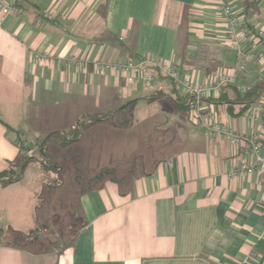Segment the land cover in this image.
<instances>
[{"label":"crops","instance_id":"obj_1","mask_svg":"<svg viewBox=\"0 0 264 264\" xmlns=\"http://www.w3.org/2000/svg\"><path fill=\"white\" fill-rule=\"evenodd\" d=\"M16 1L25 6L0 14V170L24 155L20 141L33 154L34 144L46 140L55 148L48 155L56 163L64 161L38 184L25 182L29 163L19 181L0 184V264H264L263 180L256 173H227L230 163L239 164L245 155L221 136H205L203 125L182 104L186 95L176 82L163 78L160 85L132 87L121 75L74 61L123 63L152 57L203 82L209 73L230 66L224 64L233 51L216 1ZM232 2L247 30H264V0ZM45 11L53 18L38 21ZM258 49L264 54V42ZM253 75L244 68L235 83L258 85L247 83ZM216 96L204 99L205 107L230 128L249 133L247 112L230 115L227 106L208 100ZM164 99L173 105L179 125L174 148L157 160H141L136 172L116 173L100 182L69 181L72 194L56 197L68 202L77 227L69 239L59 236L61 244L54 234L43 235L41 224L51 221V207L60 206L51 204L63 185L56 174L75 160L91 158L92 151L97 165L101 158L109 164L93 129L103 122L118 126L109 118L95 121L79 137H67L63 146V140L50 135L72 129L91 114L79 106H113L111 111L127 105L128 112L141 100L160 104L147 111L157 117L165 112ZM128 117L131 126L133 118ZM257 126L264 127V112ZM86 169L78 175H96ZM47 207L42 219L40 210Z\"/></svg>","mask_w":264,"mask_h":264},{"label":"built area","instance_id":"obj_2","mask_svg":"<svg viewBox=\"0 0 264 264\" xmlns=\"http://www.w3.org/2000/svg\"><path fill=\"white\" fill-rule=\"evenodd\" d=\"M215 1L224 16L225 40L236 54V63L229 67L231 69L222 67L209 73L207 79L203 82L194 81L190 77L181 74L171 62H164L152 57H141L123 63L99 60L88 61L85 59H74V61L79 66L91 65L98 72L109 71L121 75L132 87L139 83L146 86L151 84L160 85L162 79H160L158 73L176 82L188 97V111L203 125L205 136H221L234 148L237 154L245 155L239 164L231 162L227 168V173L230 176L256 173L263 180L264 186V127H255L259 115L264 112V101H262L261 96L247 111V117L251 124L249 133L230 128L218 119L217 114L204 105V99L209 98L211 94H219L224 85L236 82L238 72L244 70V66L239 61L240 59L250 58L258 61L264 58V54L260 53L258 49L264 42V30L262 28L254 32L247 30L232 0ZM18 10L17 5H9L7 0H0V14L2 16L16 13ZM52 18L51 12L45 11L38 21Z\"/></svg>","mask_w":264,"mask_h":264},{"label":"rangeland","instance_id":"obj_3","mask_svg":"<svg viewBox=\"0 0 264 264\" xmlns=\"http://www.w3.org/2000/svg\"><path fill=\"white\" fill-rule=\"evenodd\" d=\"M229 54L230 56L226 59V64L224 65L229 64L230 66L223 67L229 68L236 63L235 52L229 51ZM251 60L252 59L250 58L239 60L240 63L244 66L248 75H253L251 74L253 69ZM259 60L255 61L257 64V69H255L253 79L248 80L247 83H254L260 86H264V58ZM143 86L149 87L146 85ZM261 99L262 101H264V95H261ZM138 103L139 104L137 105H131L130 111L126 113H119L116 117V120L118 121V119H126L128 118V115H131L133 118V123L131 126L125 128L113 127L108 122H103L93 129L94 132H96L95 135L98 136V139H100L101 143L99 145L104 149L102 151L100 150V153L106 154L107 158L110 156L109 164L106 162V160L104 162V158H101L100 165H97V159L95 158L96 153L92 151L90 153L91 158L84 159L81 162L79 160H75L72 165L69 164L65 167V170L63 169L64 172L61 171L59 174H56L54 178L59 181L62 180L63 185L57 188V190L55 191V195L52 197L53 203L51 202V204L55 205L57 203L58 206H60L58 208L51 207V221H46L41 224L42 229L45 231H42L43 235L52 233L54 234L52 237L57 238L59 244H61L63 242V239H60L59 236L61 235V238L66 237V239H69L73 231L77 227L76 217L72 218V215L69 213L70 207L68 202L60 196L56 197L57 193L62 194V196H70L72 194V185L71 183H69V181L78 178L80 179V182L91 183L95 179L100 182L103 178L116 177V173L117 175H119L129 171L136 172L141 169V160L149 157L154 158L153 160H157L158 158L169 152L172 148H174V145L177 143L176 137L179 131V125H176L174 123L173 118L175 110L170 108V106H173L171 102L167 99L161 101V106L164 107L165 112L162 113V116L158 115L157 117H155V115L151 113L148 114L147 111H150V106H160V104H146L141 100ZM140 106H142L141 109ZM111 107L113 106H79V108L82 109L83 112L85 111L91 114L97 112V115L107 113L105 111L111 109ZM180 116L186 118L184 112H181ZM33 154L38 159L41 158L45 160V162L50 165L49 167H52L51 162L46 160L37 150H35ZM57 161L62 163V161L64 160L57 159ZM68 162L71 163V161ZM85 165L87 167V171H91V173L94 171L96 172V175L100 176L78 175L79 173H81L82 167ZM105 166L108 167L107 170H105ZM106 171L107 174H105ZM51 172V170H45L39 167V165L35 163L34 160H31L26 168L25 182L38 184V182H40L41 180L44 181ZM103 173L105 175H103ZM60 207L63 208L61 209ZM45 209L47 210L49 208L47 207L40 210L39 214H41V217L44 216L42 214ZM56 209L58 210L56 211ZM13 238L14 241L17 242V237L10 236L9 239Z\"/></svg>","mask_w":264,"mask_h":264},{"label":"trees","instance_id":"obj_4","mask_svg":"<svg viewBox=\"0 0 264 264\" xmlns=\"http://www.w3.org/2000/svg\"><path fill=\"white\" fill-rule=\"evenodd\" d=\"M247 2H245L246 4ZM19 7V6H18ZM158 76L160 79L165 78L162 76V74L158 73ZM264 95V87H261L260 85H252V86H246L241 88L238 86L237 83H231V84H226L222 87L221 91L215 98L208 99L211 102L218 104L220 106H227V112L230 115H239L240 113H246L250 106L257 101V99L261 96ZM185 101L182 102V104L188 109L187 106V100L188 97L185 96L183 98ZM238 106L237 111H235V107ZM129 106H120L117 107L111 111H108L107 113L104 114H89L85 115L80 118L78 123L73 126L72 129H69L68 131L65 132H55L52 133L50 136H55L56 138H60L63 140L61 142L62 146L66 143V138L69 137L70 139L72 138H77L80 136V134L86 130L93 122L98 121V120H104V119H111L112 124L118 127H127L129 126L130 122V117L122 120L121 122H117L116 116L119 113H125L127 111ZM49 136V137H50ZM37 148V150L40 152V154L48 161L51 162L52 167H49L50 165L45 162V160L41 158H37L39 162L42 164V167L45 168L46 170H49L50 168L54 171H59L61 164L56 163L55 159L52 158L48 153L53 149L52 147L47 144L46 140H41L38 141L34 144ZM31 146L26 145L23 143V141L19 142V149L21 152L24 153V155H20L19 158L15 161H9L7 162V165L0 170V184H10L16 181H19L24 173V169L26 165L31 161L35 160L33 156H30L27 152L31 150ZM55 149V148H54ZM53 149V152H54ZM52 152V151H51ZM44 161V162H43ZM45 163V164H44ZM99 177V176H98ZM59 182V180H58ZM22 236V235H18ZM2 237V233L0 232V238Z\"/></svg>","mask_w":264,"mask_h":264},{"label":"water","instance_id":"obj_5","mask_svg":"<svg viewBox=\"0 0 264 264\" xmlns=\"http://www.w3.org/2000/svg\"><path fill=\"white\" fill-rule=\"evenodd\" d=\"M7 2L9 3V5H17L19 7L25 6L23 2H17L16 0H7Z\"/></svg>","mask_w":264,"mask_h":264}]
</instances>
